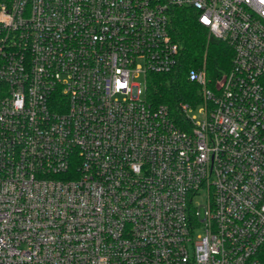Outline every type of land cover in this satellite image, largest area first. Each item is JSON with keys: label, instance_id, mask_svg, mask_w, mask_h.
Listing matches in <instances>:
<instances>
[{"label": "built area", "instance_id": "1", "mask_svg": "<svg viewBox=\"0 0 264 264\" xmlns=\"http://www.w3.org/2000/svg\"><path fill=\"white\" fill-rule=\"evenodd\" d=\"M177 8L234 51L181 124ZM0 264H264V0L0 2Z\"/></svg>", "mask_w": 264, "mask_h": 264}, {"label": "trees", "instance_id": "2", "mask_svg": "<svg viewBox=\"0 0 264 264\" xmlns=\"http://www.w3.org/2000/svg\"><path fill=\"white\" fill-rule=\"evenodd\" d=\"M170 31L181 47L179 67L171 73H150L146 99L154 105L167 104L175 120L181 124L184 119L181 103L197 105L203 102L201 86L190 80V71L204 70L208 84L213 87L216 80L230 70L234 51L210 35L193 9H175Z\"/></svg>", "mask_w": 264, "mask_h": 264}, {"label": "rangeland", "instance_id": "3", "mask_svg": "<svg viewBox=\"0 0 264 264\" xmlns=\"http://www.w3.org/2000/svg\"><path fill=\"white\" fill-rule=\"evenodd\" d=\"M142 65V61L139 62ZM144 70V68H142ZM148 77L144 71L136 72L133 82L135 83V91L139 97L142 99L146 98V86H147ZM140 91V92H139ZM201 212H204V207H202Z\"/></svg>", "mask_w": 264, "mask_h": 264}]
</instances>
